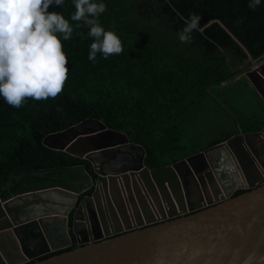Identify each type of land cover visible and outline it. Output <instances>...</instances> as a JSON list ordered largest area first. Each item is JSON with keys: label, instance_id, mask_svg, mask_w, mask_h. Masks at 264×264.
Here are the masks:
<instances>
[{"label": "water", "instance_id": "95a60500", "mask_svg": "<svg viewBox=\"0 0 264 264\" xmlns=\"http://www.w3.org/2000/svg\"><path fill=\"white\" fill-rule=\"evenodd\" d=\"M244 79L264 104V56ZM86 123L43 143L87 160L95 179L0 198V264H264V126L148 168L125 134ZM61 233L74 247L40 260Z\"/></svg>", "mask_w": 264, "mask_h": 264}, {"label": "trees", "instance_id": "16d2710c", "mask_svg": "<svg viewBox=\"0 0 264 264\" xmlns=\"http://www.w3.org/2000/svg\"><path fill=\"white\" fill-rule=\"evenodd\" d=\"M93 2L106 5L98 22L119 38L123 51L107 59L98 53L95 62L90 61L93 41L82 21L71 20L76 11L73 0H64L62 6H49L48 12L60 13L74 28L69 40L57 34L67 57L68 76L55 99L28 98L22 107L15 108L0 97L3 200L52 187L76 190L88 178L94 180L96 176L87 160L43 143L45 137L84 122L94 128L92 120L125 134L130 143L141 146L148 168L168 166L195 154L184 130L186 116L212 91L243 71H230L226 52L242 60L246 58L242 49L251 59L264 53V0L255 11L248 7L250 0ZM190 14L201 17L200 30L191 33V42L181 43L179 33ZM76 23H81V27L75 28ZM240 119L244 133L264 126V121L244 116ZM228 137L230 133L221 135L210 145ZM86 191L79 199L90 195L93 189ZM241 193L243 190L235 196Z\"/></svg>", "mask_w": 264, "mask_h": 264}, {"label": "clouds", "instance_id": "9594fccd", "mask_svg": "<svg viewBox=\"0 0 264 264\" xmlns=\"http://www.w3.org/2000/svg\"><path fill=\"white\" fill-rule=\"evenodd\" d=\"M260 2L250 0L248 7L255 11ZM53 4L62 6L64 0H0V97L12 107H22L28 98L55 99L63 91L68 61L61 38L71 39L74 28L60 13L47 11ZM73 4L71 20L82 21L93 41L88 59L95 62L98 53L105 59L120 54L119 38L98 22L106 5L93 0H73ZM200 19L190 14L179 33L181 43L191 42V33L200 30ZM80 27L81 23L75 24Z\"/></svg>", "mask_w": 264, "mask_h": 264}, {"label": "rangeland", "instance_id": "374dc122", "mask_svg": "<svg viewBox=\"0 0 264 264\" xmlns=\"http://www.w3.org/2000/svg\"><path fill=\"white\" fill-rule=\"evenodd\" d=\"M223 103L236 108L235 116L246 114V117L249 118L248 114L252 107L253 111L258 112L256 104L252 103V98L249 97L248 100L244 93H239L234 87L226 88L222 92L216 91L205 98L185 118L184 130L186 138L192 145L190 148L197 151L207 148L213 139L234 130L232 112L230 109L222 108L220 105ZM78 130L79 128L76 129V131Z\"/></svg>", "mask_w": 264, "mask_h": 264}, {"label": "crops", "instance_id": "0c3cea01", "mask_svg": "<svg viewBox=\"0 0 264 264\" xmlns=\"http://www.w3.org/2000/svg\"><path fill=\"white\" fill-rule=\"evenodd\" d=\"M242 50H243V52L246 55L245 60L240 59L234 53L229 52V51L226 52V58H227V61L231 63L230 71H235L237 69H243V71L240 72L238 75H236L235 78L233 80H231L230 82L223 83L219 87L218 90L212 91L213 92L212 94H214L216 91H219V92L221 91L222 92L226 88L234 87L239 93L240 92L244 93L248 100H249V97H251L252 98V103L254 102L256 104V109H258V112L253 111V107H252V109H250V113L248 114L249 115V119L261 122V121H264V104H263L262 100L260 99V97L256 94V92H254V90L247 85V82L244 79V72L250 66V63H251L252 59H251V56L249 55V53L246 50H244V49H242ZM263 56H264V53L259 58L253 59V61H257L258 59L263 58ZM220 106L222 108H225V109H230L231 112H232L231 113L232 114L231 117H232V120L234 122L233 123L234 130L230 133V136H232V135H234V134H236L238 132H243V130L241 128L243 124L240 122L241 121L240 117L241 116L246 117V114H238V115L235 116L234 110L236 108H234L233 106H231V105H229L227 103H223ZM245 125L247 126L249 124L246 123ZM200 150H203V149H200ZM196 152H197V150H196ZM88 181H86V182H88ZM86 190H88V189H86ZM59 236H60L59 239H58L59 242H57L56 245L60 244V243L63 244L62 246H61V244L59 245V250H61V249L64 250V248H65L64 246H66V240H65L66 238H65V236L62 233ZM73 245H75V244L73 243ZM68 247L69 246L67 245L66 248H68Z\"/></svg>", "mask_w": 264, "mask_h": 264}, {"label": "flooded vegetation", "instance_id": "af4514ba", "mask_svg": "<svg viewBox=\"0 0 264 264\" xmlns=\"http://www.w3.org/2000/svg\"><path fill=\"white\" fill-rule=\"evenodd\" d=\"M125 150H127V149H125ZM138 153V152H137ZM122 158V157H121ZM121 163H119V166H123V165H120ZM118 165H116V164H110V167H112V168H116ZM106 167H108V166H106Z\"/></svg>", "mask_w": 264, "mask_h": 264}, {"label": "bare ground", "instance_id": "6f19581e", "mask_svg": "<svg viewBox=\"0 0 264 264\" xmlns=\"http://www.w3.org/2000/svg\"><path fill=\"white\" fill-rule=\"evenodd\" d=\"M84 170V169H83ZM86 177V176H85ZM61 188V187H60ZM65 189V188H64ZM68 189V188H67ZM87 192V191H86ZM83 194V193H82ZM83 196V195H82ZM81 197V196H80ZM84 197V196H83ZM2 199V198H1ZM68 226H70V225H68ZM61 244V243H60ZM75 244V243H74ZM66 248V247H65ZM64 248V249H65ZM69 249V248H68ZM62 250V249H61ZM55 254H56V252H55ZM54 255V254H53Z\"/></svg>", "mask_w": 264, "mask_h": 264}]
</instances>
